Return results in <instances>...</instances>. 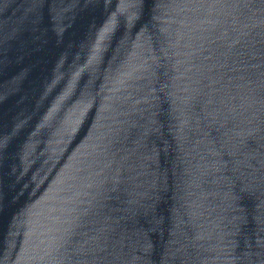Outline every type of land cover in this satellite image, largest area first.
<instances>
[{"label": "water", "instance_id": "95a60500", "mask_svg": "<svg viewBox=\"0 0 264 264\" xmlns=\"http://www.w3.org/2000/svg\"><path fill=\"white\" fill-rule=\"evenodd\" d=\"M0 264H264V0H0Z\"/></svg>", "mask_w": 264, "mask_h": 264}]
</instances>
